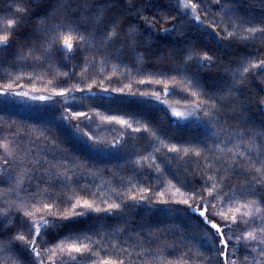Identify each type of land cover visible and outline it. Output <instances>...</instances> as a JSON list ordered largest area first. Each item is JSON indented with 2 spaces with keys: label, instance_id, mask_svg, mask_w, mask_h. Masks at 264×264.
<instances>
[{
  "label": "trees",
  "instance_id": "obj_1",
  "mask_svg": "<svg viewBox=\"0 0 264 264\" xmlns=\"http://www.w3.org/2000/svg\"><path fill=\"white\" fill-rule=\"evenodd\" d=\"M62 2L67 3L68 0H62ZM78 2L79 0H72V6L75 7ZM133 2L136 8L144 9L142 16H148L155 22V27L149 28L138 16L125 15L124 27L126 28L129 23L136 24L143 33L134 51L117 42L116 48L123 47L121 53L117 54L112 49H108L102 56L95 48L89 49L86 43H78V38L73 33L72 43L76 46L75 54H69L70 58L65 62L58 58L64 53H58L52 59L36 60L35 57L40 55L43 47L46 46L40 41L36 42V50L33 52H29L27 46L22 51H17L18 45L25 43L22 38L32 32V24L50 10L49 0H23V3L28 6L26 14L15 13L13 0H0V35L4 34L2 29L6 19L15 21L20 15L24 17L19 26L13 25L15 38H11L10 46L0 50V89L5 84L11 83L9 91L24 90L51 97L50 100L29 105H20L0 97V142L7 139L14 141L17 146H30L28 141L33 140L45 149L49 159L55 155L58 160L67 157L72 162H86L88 168L77 173L79 186L74 184L73 190L84 195L80 192V188L84 187L89 193L84 195V198L92 199L90 193L94 192L102 200L115 201L124 205L116 215L88 211L86 215L76 217L70 222H58L57 227L50 225L46 231L53 243L67 236L69 231L91 234L90 230L95 229L99 236L109 243L128 248L131 257L126 252L123 253L122 258L135 260V254L139 249L131 248L130 244L138 242L137 234L142 233L143 237L152 239V233L160 230L161 240L169 243L182 236L185 237L183 248L178 246L171 256H169L171 249L164 252V257L172 259L178 258L182 250L195 249L198 245L207 249L210 245L205 244L204 226L198 223L194 213L185 211L187 206L159 203V198L154 195V192L162 189V181L172 179L175 184L177 179L183 177L173 179L172 175H169V172L174 173V169L167 167L168 156H175V154L169 153L167 147H161V151L154 152L153 146L160 147V145L153 139L152 131H155L169 146L173 143L178 146H188L190 143L204 139L209 133L204 125L198 122L183 125L175 123L163 109L147 98L151 95H140L141 92L150 93L155 89L160 92V96H165L164 85H141L139 80L147 79L154 73L156 74L154 78L160 79L157 68L171 69L180 65L184 61V54L194 50L199 55L207 52L214 57L211 67L207 66V61L204 62L206 66L202 68H197L195 61L191 62V65L193 71L198 73L202 87L210 93L218 92L224 88L225 84L232 83V73L229 69L241 66L243 59L250 58L249 53H252L255 60L264 59V55L254 52L255 48L264 47L261 45L259 36L249 45L241 43L239 35L235 38L222 39L226 36L223 28L227 22V16H223L220 12L221 7L226 3L228 7L236 9V14L245 19L244 27H260V21L264 20V10L259 8L253 0H231L230 3L228 0H222V4H217L214 0H192V3L198 4V9L192 14L183 15L177 0H150V2L133 0ZM128 3L129 0H122L119 7H114L108 15L115 16L118 11L127 7ZM10 5H12L11 8ZM197 15L202 22L198 23L194 19ZM229 15L232 14L229 13ZM157 17L160 19L157 20ZM213 21H216L219 26L214 27ZM173 25L176 26V31L169 33L159 31L160 28H171ZM86 27L91 31L94 25L89 24ZM231 30L229 24V31ZM237 32H242V29L238 28ZM161 48L166 56L171 50L174 53V60L158 61L154 53ZM93 53H96L94 57ZM85 57L90 61L86 75L81 72ZM102 60L106 63L101 64ZM242 66L247 64L244 63ZM258 71L249 73L245 84L237 86L239 93L237 103H244L246 107V111L240 114L241 119L254 125L257 130H261L264 128V110L260 109L255 101L264 94V85L257 77ZM65 72L68 73L67 76L62 75ZM170 75H176V73L170 72ZM93 80H96V83L91 90H88L86 86ZM101 81H103V87H101ZM74 84H79L81 90L73 88ZM129 84L131 88L126 87ZM64 88L71 89V93H66L63 97L54 94ZM169 88L172 89L173 86L169 84ZM112 89H123V91H112ZM175 92L178 95L165 96L166 100L173 105L189 106L180 97L188 96L191 99L190 94L181 92L180 86L175 87ZM82 97L86 99L82 100ZM66 107L70 109L68 112L64 111ZM230 107L231 105H228V108ZM71 110L84 111L91 119L85 117L73 119ZM97 112L100 115H97ZM62 115L68 116V121L61 120ZM106 115H116L125 119L131 127L115 121H101L100 117ZM200 115L203 116V113ZM221 119L223 120V113ZM232 123L234 127H239L236 119H233ZM77 124H79V131H77ZM145 125L152 131L145 132L143 130ZM135 128H140L141 131L136 132ZM17 130H20L23 135L17 137L15 135ZM40 132H44L48 139L45 140L43 136H40ZM84 132L93 136L96 141L95 146L93 141L83 135ZM3 155L4 149L0 148V156ZM142 156H149V160L139 161V157ZM33 157L40 159L43 163L42 157L37 155L35 148H33ZM152 157L156 158L155 163L164 170L162 174L157 173L155 167L151 166ZM44 166L47 167V165ZM68 166L72 167L71 164ZM8 167L3 160H0V170H7ZM32 167L29 165L30 169ZM192 179V176H187L189 182H192ZM30 183V191H34L37 181L33 180ZM242 183V178L233 176L227 182V188L235 186L239 191ZM5 187L6 185L0 184V191H3ZM40 187L43 188L44 185L41 184ZM141 187L153 189L143 194L149 199L131 200L129 197L132 194H141L139 192ZM24 188L29 189V182H25ZM56 190L60 191L59 186ZM21 195L23 196L24 193ZM8 202V197L0 196V209L7 208ZM29 208L31 210V205ZM218 210L226 211L227 208ZM60 211H63V207ZM22 215L19 213L9 216L8 219L18 224ZM46 218L55 219L54 217ZM36 219H39V215ZM213 219L223 227L224 221L219 217H213ZM3 223L7 224L8 221L4 220ZM27 227L25 225L23 231H27ZM164 229L168 232H164ZM245 230L248 228L241 222L238 228L233 225L231 232H225L226 238L229 235L233 237L230 241L229 253L232 251L231 245L236 243L235 236L241 235ZM16 231L15 227L7 229L10 235L16 234ZM5 238L0 237V239ZM97 238L93 235V239ZM81 240H83L82 235ZM18 248L17 244L14 252ZM241 248L242 259L243 246ZM19 254L24 255L22 251ZM205 254L209 253L206 251ZM13 258L12 252L0 251V264H11ZM42 259L44 264H50L48 255L43 252ZM65 259H67L66 256ZM157 259L159 260V256ZM80 264H86V262L81 261ZM135 264H140V261L135 260Z\"/></svg>",
  "mask_w": 264,
  "mask_h": 264
},
{
  "label": "snow or ice",
  "instance_id": "obj_2",
  "mask_svg": "<svg viewBox=\"0 0 264 264\" xmlns=\"http://www.w3.org/2000/svg\"><path fill=\"white\" fill-rule=\"evenodd\" d=\"M121 2L122 0H79L73 7L72 0H68L67 3H63L62 0H49L50 10L32 24V32L22 38L25 43L18 45L17 51H22L27 46L29 52H33L36 50V42L40 41L46 46L43 47L40 55L35 57L36 60L52 59L58 53H64L58 58L66 62L70 58L69 54H75L76 46L72 43L73 33L78 38V43H86L89 49L95 48L102 56L107 53L108 49H112L117 54L121 53L123 47L116 48L117 42L134 51L139 45L143 33L136 24L129 23L125 28V15L138 16L149 28L155 27V22L148 16H142L141 13L144 9L136 8L133 0H129L128 6L118 11L115 16H109L108 13L112 12L114 7H119ZM214 2L222 4V0H214ZM228 2L230 3L231 0ZM253 2L264 10V0H253ZM177 3L180 8L185 10L190 7L195 12L198 9V4L192 3V0H187V2L186 0H177ZM13 4L15 13L26 14L28 12V6L23 3V0H19V2L13 0ZM11 7L12 5H10ZM220 12L223 16H227V22L223 28L226 36H223L222 39L235 38L239 35L241 43L249 45L259 36L261 45L264 46V20L260 21V27H244L245 19L236 14V9L228 7L225 3ZM187 14V11L183 13V15ZM23 19V15L18 16L15 21L6 19L2 29L4 34L0 35V46H2L0 50L10 46L11 38H15L13 25L19 26ZM159 19L157 17V20ZM194 19L198 23L202 22L198 15ZM248 23L251 22L248 21ZM89 24L94 25L91 31L86 27ZM229 24L231 31H229ZM213 26L218 27L219 25L213 21ZM238 28L242 29V32L238 33ZM159 31L161 33L176 31V26L160 28ZM37 33L40 35H36ZM254 52L264 55V47L255 48ZM95 55L96 53H93V57ZM154 56L161 62L174 60V53L170 50L166 56L163 48L154 53ZM249 57L241 61V66L229 69L232 73V83L225 84L224 88L218 92L210 93L203 88L198 79V73L193 71L191 65V62L195 61L197 68H202L206 66L204 62L207 61V66L211 67L214 57L207 52L199 55L194 50L184 54V61L180 65L171 69L160 70L157 68L160 79L154 78L156 75L154 73L147 79L139 80L141 85L163 84L165 96L178 95L175 92L176 86H180L181 92H188L191 99L188 96H181L180 99L189 107L184 111L172 108L171 115L185 121H191L194 118L196 122L203 124L209 133L204 139L190 143L188 146H178L174 143L169 146L147 125L143 129L145 132L152 131L153 139L159 142L160 147L153 146L154 152L161 151V147H167L169 153L175 154V156H168L167 167L174 169V173L169 172V175H172L173 179L183 177L177 179L175 184L172 179L162 181V189L154 192V195L159 198L158 202L187 206L185 211L194 213L198 223L204 226L205 244L210 245L207 249H203L199 245L195 249L188 248L180 251L178 258L168 259L164 257V252L171 249L172 251H169V256H171L178 246L183 248L185 237L182 236L169 243L166 240H161L160 230L152 233V239L145 238L142 233H138V242L131 243L130 247L139 249L135 254V260H139L140 264H221V258L222 264H264V128L257 130L254 125L243 121L240 114L246 111V107L244 103H237L239 99L237 86L245 84L249 73L259 70L257 77L264 85V59L255 60L252 53H249ZM104 63L106 61L102 60L101 64ZM244 63L247 66H242ZM89 67L90 61L85 57L81 69L82 74L86 75ZM170 72H175L176 75H170ZM62 75L67 76L68 73H62ZM95 83L96 80H93L86 86L87 89L91 90ZM100 83L103 87V81ZM169 84L173 86L172 89L169 88ZM11 86V83L5 84L0 89V95H8ZM126 87L131 88V85H126ZM73 88L81 90L79 84H74ZM104 90L107 91V89ZM112 91L122 92L123 89H112ZM66 93H71V89L64 88L59 92H54L61 97ZM13 94L20 97L29 96L27 92ZM140 95H151L157 101L160 100V92L155 89L150 93L141 92ZM30 99L47 101L51 97L32 95ZM81 99L86 98L82 97ZM255 103L264 110V94ZM228 105L231 107L228 108ZM69 110L68 107L64 109L65 112ZM200 113H203V116ZM222 113L223 120L221 119ZM97 115H100L99 112ZM71 116L73 119L77 117L91 119L88 113L78 110H71ZM60 119L68 121V116L62 115ZM100 119L101 121H115L131 127L125 119L116 115L101 116ZM233 119L239 122V127L233 126ZM79 130V124H77V131ZM134 131L139 132L141 129L135 128ZM15 135L19 137L23 133L17 130ZM39 135L43 136L45 140L48 139L44 132H40ZM83 135L93 141L95 146L96 141L92 135H89L88 132H84ZM28 145L30 146H17L14 141L7 139L0 142V148L4 149V155L0 156V160L9 166L7 170H0V184L6 185L4 190L0 191V196L9 198L8 207L0 209V237H6L0 239V251L13 253L14 258L11 264H44L42 252L48 255L50 264H80L81 261H85L86 264H135V260L122 258L123 253L128 252L127 247H118L117 244L109 243L100 237L95 229L90 230L91 234L69 231L68 235L59 239L58 242H52L48 231H46L50 225L57 227L58 222H70L76 217L86 215L88 211L116 215L124 205L115 201L102 200L94 192L90 193L92 199L84 198V195H89L84 187L80 188V192L84 195L73 190L74 184L79 186L77 173L88 168L86 162H72L67 157L58 160L55 155L49 159L48 153L38 143L29 140ZM33 148L37 155L42 157L43 163L40 159L33 157ZM155 159L152 157L151 166L155 167L157 173L162 174L164 170L155 163ZM144 160H149V156L139 157V161ZM69 164L72 167H69ZM29 165L33 167L30 169ZM182 167L183 172H181ZM189 175L193 177L192 182L187 180ZM233 176L243 180L239 191L235 186L227 188V182ZM157 179L159 180V177ZM33 180H36L37 183L35 190L30 191V182ZM26 181L29 182V189L24 188ZM41 184L44 185L43 188L40 187ZM57 186L60 191L56 190ZM226 188L227 190H225ZM150 191L153 189L141 187L140 195L132 194L129 198L133 201H144L149 197L143 194ZM21 193L24 195L22 196ZM29 205H31V210ZM102 205L104 206L102 207ZM61 207H63V211H60ZM225 208H227L226 211L218 210ZM19 213L23 215L18 224L8 219L9 216ZM37 215H39L38 220L36 219ZM46 217L55 219L50 220ZM213 217H219L224 221L223 227ZM4 220H7L8 223L4 224ZM241 222L248 230L235 236L236 243L231 245L232 251L229 253L228 249L233 237L229 235L226 238L225 232H231L233 225L238 228ZM25 225L28 226L27 231H23ZM10 227L17 228L16 234L7 233V229ZM163 231L168 232L167 229ZM81 235L83 240H81ZM93 235L98 238L93 239ZM154 243L155 248L153 249ZM17 244L19 248L14 252ZM241 246H243L242 259L240 257ZM21 251L24 253L23 256L19 254ZM206 251L209 254H205ZM128 254L131 257V253L128 252ZM157 256H159V260ZM57 257L59 259H56ZM142 257L143 259H141Z\"/></svg>",
  "mask_w": 264,
  "mask_h": 264
},
{
  "label": "rangeland",
  "instance_id": "obj_3",
  "mask_svg": "<svg viewBox=\"0 0 264 264\" xmlns=\"http://www.w3.org/2000/svg\"><path fill=\"white\" fill-rule=\"evenodd\" d=\"M185 11H187V13H190V14H192V12H193L190 7L187 10L182 9L183 13ZM16 92H27V93H29V96H27V97L16 96V95L13 94V93H16ZM32 95H42V94L29 92V91H24V90H13V91H9L8 95H0V97L5 98L7 100H11V101L16 102V103H18L20 105H29V104H34V103H37V102H43V101H33V100H31L30 96H32ZM147 98L152 100L155 105H157L161 109H163L173 119V121L175 123L180 124V125L196 123L194 118L191 121H185V120H179V119H177V118H175V117H173L171 115L172 108H176L179 111H184L189 106H177V105L170 104L166 100L165 96H163V95L160 96V100L159 101H157L154 97H147ZM62 100H63V98H62Z\"/></svg>",
  "mask_w": 264,
  "mask_h": 264
}]
</instances>
